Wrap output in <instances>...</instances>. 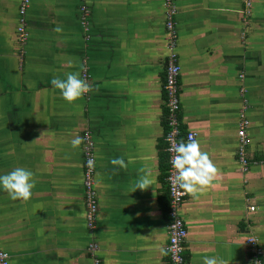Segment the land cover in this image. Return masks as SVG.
<instances>
[{"label": "crops", "instance_id": "0c3cea01", "mask_svg": "<svg viewBox=\"0 0 264 264\" xmlns=\"http://www.w3.org/2000/svg\"><path fill=\"white\" fill-rule=\"evenodd\" d=\"M244 1L175 0L183 141L195 134L219 169L213 186L188 195L181 210L187 264L212 256L253 264L252 237L264 252V0H251L248 18ZM20 3L0 0V175L24 167L36 187L28 202L0 191V249L10 264H92L95 240L102 264H172L164 0H88V30L82 0H30L24 46ZM85 70L92 91L82 99L69 104L51 87L54 76L83 79ZM243 90L253 162L246 173L238 158ZM86 132L96 158L94 234ZM117 157L126 168L110 163ZM148 173L150 187L136 190Z\"/></svg>", "mask_w": 264, "mask_h": 264}, {"label": "built area", "instance_id": "2783aa9c", "mask_svg": "<svg viewBox=\"0 0 264 264\" xmlns=\"http://www.w3.org/2000/svg\"><path fill=\"white\" fill-rule=\"evenodd\" d=\"M245 16L246 18L251 15L252 1L245 0ZM88 0H82L80 8L81 13V24L88 30L90 26L89 17L91 12L88 8ZM164 6L166 10V29L168 33L167 37V50L168 60L166 69V80H165V93H166V104H167V126L168 132L166 135L167 152H168V171H167V186L170 195V225H169V244L167 246V252L171 259L172 264H187L186 250H187V239L189 237V230L186 226L185 220L181 215V210L184 206L185 200L188 194L183 193L182 190L174 187V170L172 169L170 160L174 153L170 152L169 149L172 143H179L183 140L181 130V87H180V76L181 66L179 64V57L177 53L179 35L176 29L175 18L178 14V8L175 0H164ZM30 7V0H21L19 6V27L18 35L19 40L24 46L28 39L29 33L27 31V11ZM83 79L88 82L89 74L85 70ZM244 102L240 111V128L238 131L239 139V150L238 158L244 173L248 172L253 162L250 161L248 156V148L251 144V140L247 134L248 128L250 127V121L247 116L248 101L243 90ZM196 138L195 134H189L186 136ZM83 148L85 153V171H84V189L86 195V204L88 209L87 214V225L91 233H95L98 221L99 211V199L97 190L95 188V176H96V158L93 153L95 148L92 135L86 132L83 137ZM93 161V166L89 167L88 161ZM255 207L251 210L255 211ZM247 244L250 246L251 260L253 264H264V252L260 246V242L256 237L249 238ZM88 252L91 256L92 264H102L101 261V247L99 244L92 240L88 245ZM0 264H10V256L8 253L0 249Z\"/></svg>", "mask_w": 264, "mask_h": 264}, {"label": "clouds", "instance_id": "9594fccd", "mask_svg": "<svg viewBox=\"0 0 264 264\" xmlns=\"http://www.w3.org/2000/svg\"><path fill=\"white\" fill-rule=\"evenodd\" d=\"M55 31L59 32L61 29L57 27ZM50 83L51 87L58 90L62 99L69 104L82 99L92 91L91 86L81 78L79 72H69L64 78L54 76ZM71 144L74 148L78 147L81 138L76 137ZM169 151L174 153L170 160L174 170V187L195 199L205 188L213 186L219 175V169L209 153L202 149L199 140L189 136L187 141L172 143ZM110 163L120 169L127 166L126 161L121 157L111 159ZM88 165L92 167L93 161L89 160ZM149 175L150 173L137 181L136 190H146L150 187ZM35 187V173L27 168L15 167L8 173L0 175V191L6 192L12 200L28 202L33 196ZM203 264H223V261L215 256L205 257Z\"/></svg>", "mask_w": 264, "mask_h": 264}, {"label": "trees", "instance_id": "16d2710c", "mask_svg": "<svg viewBox=\"0 0 264 264\" xmlns=\"http://www.w3.org/2000/svg\"><path fill=\"white\" fill-rule=\"evenodd\" d=\"M182 130V129H181ZM182 137H183V133H182ZM167 171H168V168H167Z\"/></svg>", "mask_w": 264, "mask_h": 264}]
</instances>
